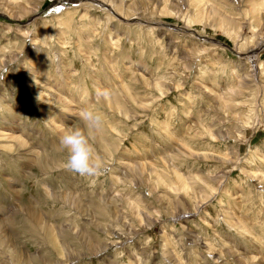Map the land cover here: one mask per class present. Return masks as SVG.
<instances>
[{
  "label": "rangeland",
  "instance_id": "rangeland-1",
  "mask_svg": "<svg viewBox=\"0 0 264 264\" xmlns=\"http://www.w3.org/2000/svg\"><path fill=\"white\" fill-rule=\"evenodd\" d=\"M6 1L0 264H264V0ZM88 105L81 176L58 141Z\"/></svg>",
  "mask_w": 264,
  "mask_h": 264
},
{
  "label": "clouds",
  "instance_id": "clouds-1",
  "mask_svg": "<svg viewBox=\"0 0 264 264\" xmlns=\"http://www.w3.org/2000/svg\"><path fill=\"white\" fill-rule=\"evenodd\" d=\"M110 95L107 88H97L95 96L99 98ZM80 126H67L59 136V145L66 152L65 167L81 176H93L99 173L103 166L101 157L97 154L93 137L101 131L104 114L97 108L88 105L79 113Z\"/></svg>",
  "mask_w": 264,
  "mask_h": 264
},
{
  "label": "bare ground",
  "instance_id": "bare-ground-1",
  "mask_svg": "<svg viewBox=\"0 0 264 264\" xmlns=\"http://www.w3.org/2000/svg\"><path fill=\"white\" fill-rule=\"evenodd\" d=\"M3 1V0H2ZM8 1V0H7ZM6 1V2H7ZM2 3H5V2H2ZM13 3V2H12ZM6 5V4H5ZM8 5V4H7ZM204 7V6H203ZM214 13V12H213ZM218 13V12H217ZM215 16V15H214ZM217 16V15H216ZM218 17V16H217ZM203 18V17H202ZM210 18V17H209ZM201 20V19H200ZM162 84V83H161ZM59 100H60V98H59ZM58 100V101H59ZM51 101V100H50ZM111 99H107V103L108 104H110L111 103ZM56 102V101H55ZM113 102V101H112ZM51 103H53L52 101H51ZM106 103V104H107ZM115 103H116V101H115ZM65 104V103H64ZM62 134V133H61ZM95 136H97V135H95ZM98 137V136H97ZM7 139L10 141V142H12V143H15L16 145H18V149L19 148H21V149H25L27 146H26V144H25V142L21 139V138H19L18 136H12V137H7ZM95 140V139H94ZM98 141V140H97ZM12 145V144H11ZM11 145H9L10 147H8V149H10V150H14V147H12ZM29 149V148H28ZM23 151V150H22ZM29 151V150H28ZM33 155V154H32ZM30 159V158H29ZM34 161V160H33ZM35 161H37V160H35ZM180 180L181 178H177V180ZM179 185L181 184V188L180 189H182V190H184V191H188V189L189 188H187L186 187V184H185V182L181 179L180 180V183H178ZM188 185V184H187ZM153 191V190H152ZM200 200V199H199ZM29 214H30V216H31V219H32V217H33V219L34 220H36V222L40 225L41 224V222L43 221L40 217H39V215H37V213L34 211V210H30V212H29ZM29 216V215H28ZM32 221V220H31ZM46 224V223H45ZM44 225V224H43ZM47 227V226H46ZM43 228H44V226H43ZM49 228V227H48ZM47 228V229H48ZM41 229H42V226H41ZM47 229H43L45 232H46V230ZM4 231V230H3ZM50 231V230H49ZM52 231H50V233H51ZM55 233V232H54ZM46 234H47V237L49 236V234L46 232ZM50 237V236H49ZM52 237H53V235H52ZM76 237V236H75ZM54 238V237H53ZM54 240V239H53ZM50 241V240H49ZM55 241V240H54ZM15 252V251H14ZM17 252V251H16ZM17 253H19V252H17ZM21 256V255H20ZM83 256V255H82ZM13 259H14V261L16 260V259H18L19 257H18V255L16 254H14L13 255V257H12ZM21 260H23V259H21ZM18 261V260H17Z\"/></svg>",
  "mask_w": 264,
  "mask_h": 264
}]
</instances>
